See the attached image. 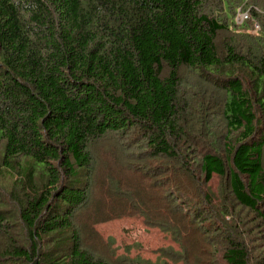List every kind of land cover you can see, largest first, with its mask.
Instances as JSON below:
<instances>
[{
  "label": "trees",
  "instance_id": "1",
  "mask_svg": "<svg viewBox=\"0 0 264 264\" xmlns=\"http://www.w3.org/2000/svg\"><path fill=\"white\" fill-rule=\"evenodd\" d=\"M97 185L169 257L264 264V0H0V264H170L84 239Z\"/></svg>",
  "mask_w": 264,
  "mask_h": 264
},
{
  "label": "rangeland",
  "instance_id": "2",
  "mask_svg": "<svg viewBox=\"0 0 264 264\" xmlns=\"http://www.w3.org/2000/svg\"><path fill=\"white\" fill-rule=\"evenodd\" d=\"M241 13L247 12L243 10ZM182 71V75L184 76L190 74V72H187V70L185 69ZM105 151L107 152L105 153L107 155L112 153V151L106 149ZM119 152L120 153L116 151L117 159L122 165H124L120 149ZM103 157L104 158L101 161L99 160L100 162L98 168L99 174L101 176L103 174V171L112 172L118 170L109 158H106L105 156ZM136 160L137 156L135 157L134 161ZM173 163L176 164V160L173 161ZM122 174L126 177L125 172H122ZM179 177H182V172L178 171L177 169H174L170 183H175ZM4 183L6 184V186H8L9 180H5ZM190 183L196 187L193 182ZM97 186L93 191V205L91 208L88 209V212L85 213L83 217V232H85V240H88L90 243L99 248L104 254H106L108 258L118 259V261L124 258L136 257L151 259L153 261L157 260L158 258H165L170 264H184L182 258L178 255L173 256L171 254L172 256L170 257L165 255V253L168 252L165 247H173L175 251H180L181 249L180 244L173 239L169 232L163 231L157 226L147 224L144 219L145 216H143L142 214L135 213L138 215L130 216V214L127 213L129 212L127 207L120 209L117 207V202L115 203L113 201L112 203L111 200L115 198V195H111L112 192L111 189H108V185L105 186V188H100L99 186ZM223 186L224 184L222 183L220 177H214L209 184V188L214 192L215 198L220 202L223 201L224 196L222 193ZM159 189H163L162 186ZM107 197H109L110 199H108ZM99 201H105V216L103 217V220H100V222L95 224V226L93 227V223L90 217L92 211H95L97 203ZM244 215L246 214L238 216L237 220L239 221V224L237 223V227L239 228L238 230L240 234L244 236L242 231H245L247 237L248 233L246 231V225H248L249 222L245 220ZM239 232L236 231L235 236H237ZM97 235L99 236V238ZM195 237L198 238V235H195ZM198 240L199 239H197V241ZM185 244L186 241H184V245ZM218 244L219 248H222V243L219 242ZM195 252L196 247L195 249H193L189 239L187 248L188 256L194 255Z\"/></svg>",
  "mask_w": 264,
  "mask_h": 264
},
{
  "label": "built area",
  "instance_id": "3",
  "mask_svg": "<svg viewBox=\"0 0 264 264\" xmlns=\"http://www.w3.org/2000/svg\"><path fill=\"white\" fill-rule=\"evenodd\" d=\"M243 10L241 8L238 9L236 16H235V20L238 24H242L245 20H247L249 18V10L245 12L247 13H241ZM255 27L259 28V24L255 23Z\"/></svg>",
  "mask_w": 264,
  "mask_h": 264
}]
</instances>
